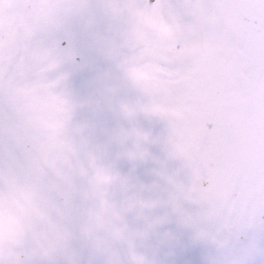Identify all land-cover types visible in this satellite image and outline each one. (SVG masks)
Listing matches in <instances>:
<instances>
[{
	"label": "snow or ice",
	"instance_id": "snow-or-ice-1",
	"mask_svg": "<svg viewBox=\"0 0 264 264\" xmlns=\"http://www.w3.org/2000/svg\"><path fill=\"white\" fill-rule=\"evenodd\" d=\"M0 264H264V0H0Z\"/></svg>",
	"mask_w": 264,
	"mask_h": 264
}]
</instances>
